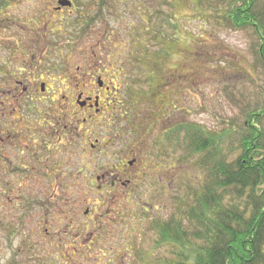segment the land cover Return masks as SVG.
I'll use <instances>...</instances> for the list:
<instances>
[{"label": "rangeland", "instance_id": "obj_1", "mask_svg": "<svg viewBox=\"0 0 264 264\" xmlns=\"http://www.w3.org/2000/svg\"><path fill=\"white\" fill-rule=\"evenodd\" d=\"M38 1L41 0H0V63L4 59L1 47L12 37L16 22L34 17L33 7L41 5ZM49 1L53 5L52 0ZM137 1L125 0V4H121L119 25L123 26L121 37L124 41L122 45H110L109 49L125 55L131 85L146 94L127 92L115 95L117 118L122 123L136 120L139 124L149 113L154 116L170 111L168 121L173 127L183 122L191 123L209 135L228 131L234 139L248 114L264 104V62L256 54L257 41L252 31L234 27L226 19L232 0H150L154 18L148 14V3L139 6ZM256 7L264 17V0H257ZM110 22V25L116 24ZM131 31L137 41H130ZM152 88H157V95L149 94ZM158 96L163 101L160 108ZM161 130H154V134ZM151 132H148L149 136L154 135ZM97 134L95 127L93 136L97 137ZM131 136L127 132V137ZM182 136L183 131L176 129L168 142V156H165L166 152H158L155 157L158 164L164 166L168 162L170 166L168 173L159 169L161 178L153 173L158 185L146 179L127 202L120 198L100 201L99 193L86 196L84 205L77 202L76 208L81 209V216L86 206H92L95 213L108 214L102 228L94 227L98 223L96 219L87 230L93 231L97 237L93 248L73 242L72 237H45L42 231L41 238L21 234L8 237L0 229V264H40V245L41 264H164L166 258L171 257V248L156 246L157 235L151 228L152 222L164 221L174 217L175 213L181 215L205 176L199 163L200 154L189 155L187 147H182ZM82 147L85 145L81 143ZM107 150L99 157H94L96 153L91 157L90 151L80 154L79 149L77 159H73L77 172L72 181L76 185L70 190H57L55 195L62 193L68 198L72 195L83 199V193L87 191L85 184L95 181L98 168L116 159V150L113 147ZM59 176L64 181L66 174ZM46 191L47 194L54 192L51 189ZM53 200L47 208L41 207V225H47L52 232L68 218L62 214L67 205H59ZM85 237L82 236L83 240ZM73 246H78L74 252ZM148 249L152 252L151 257Z\"/></svg>", "mask_w": 264, "mask_h": 264}, {"label": "flooded vegetation", "instance_id": "obj_2", "mask_svg": "<svg viewBox=\"0 0 264 264\" xmlns=\"http://www.w3.org/2000/svg\"><path fill=\"white\" fill-rule=\"evenodd\" d=\"M51 2L53 5L49 0L38 1L41 5L33 7L35 16L16 22L12 37L1 47L4 59L0 63V229L8 237L21 234L41 238V231L45 237H72L73 242L90 249L97 238L93 231H87L90 224L97 219L94 227L102 228L108 214L95 213L92 206H86L81 216L77 202L84 205L86 196L98 193L100 201L120 198L127 202L146 179L155 182L154 174L161 178L159 169L170 172L168 162L160 165L155 157L158 152L168 156V142L179 126L169 125L170 111L154 116L149 113L139 124L136 120L122 123L114 112L115 95L146 94L131 85L125 55L109 49L110 45H122L124 41L119 15L125 0ZM150 2L138 0L136 5L148 3V14L154 18ZM110 21L116 24L110 25ZM135 39L131 31L130 41ZM156 89H150L149 94L157 95ZM157 102L162 107L161 96ZM95 127L97 137L93 136ZM157 129L162 130L154 134ZM150 131L153 136H149ZM127 132L131 133L130 138ZM81 143L84 148H80ZM111 147L116 150V159L98 168L95 181L85 184L83 199L55 195L57 190H70L76 185L72 181L77 169L73 159L79 149L80 154L90 151L91 157L93 153L99 157ZM182 147H186V141ZM62 173L66 174L64 181L60 180ZM49 189L54 192L47 194ZM52 200L67 205L62 214L68 217L53 232L41 225V207L47 208ZM151 228L155 230L152 225ZM78 246H73V252ZM39 249L41 264V245Z\"/></svg>", "mask_w": 264, "mask_h": 264}, {"label": "trees", "instance_id": "obj_3", "mask_svg": "<svg viewBox=\"0 0 264 264\" xmlns=\"http://www.w3.org/2000/svg\"><path fill=\"white\" fill-rule=\"evenodd\" d=\"M256 6L257 0H232L226 19L252 31L264 62V17ZM263 122L264 104L234 139L228 131L209 135L198 125H179L181 143L189 155L200 154L205 176L181 215L152 222L156 246L171 248L164 264H264Z\"/></svg>", "mask_w": 264, "mask_h": 264}]
</instances>
